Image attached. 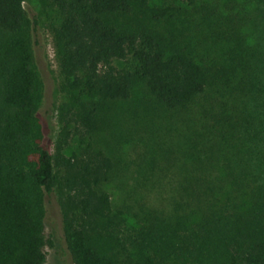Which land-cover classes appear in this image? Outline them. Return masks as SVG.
Returning <instances> with one entry per match:
<instances>
[{
    "label": "trees",
    "instance_id": "1",
    "mask_svg": "<svg viewBox=\"0 0 264 264\" xmlns=\"http://www.w3.org/2000/svg\"><path fill=\"white\" fill-rule=\"evenodd\" d=\"M25 1L0 0V264L44 263L47 196L73 264H264V0H39L52 150Z\"/></svg>",
    "mask_w": 264,
    "mask_h": 264
},
{
    "label": "rangeland",
    "instance_id": "2",
    "mask_svg": "<svg viewBox=\"0 0 264 264\" xmlns=\"http://www.w3.org/2000/svg\"><path fill=\"white\" fill-rule=\"evenodd\" d=\"M24 7L32 30L31 48L33 61L39 77V102L37 116L41 126L42 143L53 149V141L57 132L56 107L61 101L58 89V70L55 59L52 35L47 27L45 9L39 0H27ZM34 21H37L36 24ZM119 139L123 142L122 154L127 160L135 156V145L143 131L134 130L129 125H122ZM78 136H74L69 149H74L78 144ZM112 197L115 202L121 199L120 190L113 185ZM44 234L47 243L44 247L45 261L43 264H73L63 238L61 218L58 205L53 196L45 198V211L43 217Z\"/></svg>",
    "mask_w": 264,
    "mask_h": 264
}]
</instances>
